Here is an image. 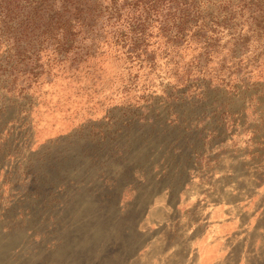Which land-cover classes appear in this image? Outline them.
Instances as JSON below:
<instances>
[{"label":"rangeland","instance_id":"374dc122","mask_svg":"<svg viewBox=\"0 0 264 264\" xmlns=\"http://www.w3.org/2000/svg\"><path fill=\"white\" fill-rule=\"evenodd\" d=\"M78 45L0 65V264H264V66L169 100Z\"/></svg>","mask_w":264,"mask_h":264},{"label":"trees","instance_id":"16d2710c","mask_svg":"<svg viewBox=\"0 0 264 264\" xmlns=\"http://www.w3.org/2000/svg\"><path fill=\"white\" fill-rule=\"evenodd\" d=\"M45 43L64 51L79 44L78 61L112 48L140 69L163 66L177 81L169 100L204 101V85L184 87L222 86L264 66V0H0V65L15 70ZM70 176L66 170L63 186Z\"/></svg>","mask_w":264,"mask_h":264}]
</instances>
